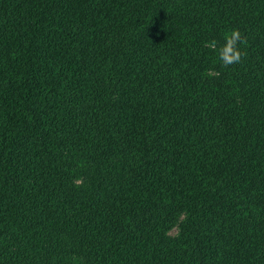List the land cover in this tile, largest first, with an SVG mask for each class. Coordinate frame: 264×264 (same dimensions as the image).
Here are the masks:
<instances>
[{"label": "trees", "instance_id": "1", "mask_svg": "<svg viewBox=\"0 0 264 264\" xmlns=\"http://www.w3.org/2000/svg\"><path fill=\"white\" fill-rule=\"evenodd\" d=\"M0 264H264V0H0Z\"/></svg>", "mask_w": 264, "mask_h": 264}, {"label": "clouds", "instance_id": "2", "mask_svg": "<svg viewBox=\"0 0 264 264\" xmlns=\"http://www.w3.org/2000/svg\"><path fill=\"white\" fill-rule=\"evenodd\" d=\"M245 43V38L241 36L239 30H232L225 36V44L218 51V58L223 66L227 67L234 63H239L244 54L238 44ZM210 47L215 48L216 42L212 41Z\"/></svg>", "mask_w": 264, "mask_h": 264}]
</instances>
